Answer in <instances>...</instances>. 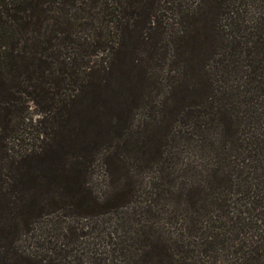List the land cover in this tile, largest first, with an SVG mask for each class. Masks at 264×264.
<instances>
[{
	"label": "trees",
	"instance_id": "16d2710c",
	"mask_svg": "<svg viewBox=\"0 0 264 264\" xmlns=\"http://www.w3.org/2000/svg\"><path fill=\"white\" fill-rule=\"evenodd\" d=\"M0 264H264V0H0Z\"/></svg>",
	"mask_w": 264,
	"mask_h": 264
},
{
	"label": "rangeland",
	"instance_id": "374dc122",
	"mask_svg": "<svg viewBox=\"0 0 264 264\" xmlns=\"http://www.w3.org/2000/svg\"><path fill=\"white\" fill-rule=\"evenodd\" d=\"M32 111V110H31ZM33 115V119L35 120V118H37L38 117V115L37 114H32Z\"/></svg>",
	"mask_w": 264,
	"mask_h": 264
}]
</instances>
